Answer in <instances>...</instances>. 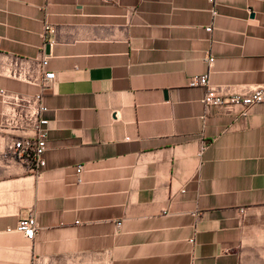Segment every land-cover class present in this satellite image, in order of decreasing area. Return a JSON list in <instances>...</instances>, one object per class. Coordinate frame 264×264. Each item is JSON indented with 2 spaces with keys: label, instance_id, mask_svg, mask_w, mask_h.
Returning <instances> with one entry per match:
<instances>
[{
  "label": "crops",
  "instance_id": "1",
  "mask_svg": "<svg viewBox=\"0 0 264 264\" xmlns=\"http://www.w3.org/2000/svg\"><path fill=\"white\" fill-rule=\"evenodd\" d=\"M42 56L45 166L0 130V264H264V102L206 110L189 86L264 87V0H0V64Z\"/></svg>",
  "mask_w": 264,
  "mask_h": 264
},
{
  "label": "built area",
  "instance_id": "2",
  "mask_svg": "<svg viewBox=\"0 0 264 264\" xmlns=\"http://www.w3.org/2000/svg\"><path fill=\"white\" fill-rule=\"evenodd\" d=\"M209 2L213 3V0ZM212 13L215 14L213 9ZM206 30L209 32L211 28ZM53 33L52 26L45 19L42 50L51 43ZM206 62L210 67L213 58L207 57ZM47 65V56L37 60L8 58L0 64V77L37 88V92L32 95L0 89V130L9 138L8 149L20 160H31L37 168L45 166L43 154L47 149L49 133V120L44 118V114L48 111L44 105V94L52 89L55 81V74L47 70ZM189 86L205 88V94L200 102L206 110L222 108L229 113H234L236 109H239L240 115L246 116L250 107L264 102V87L245 94H227L222 90L211 88L207 75L192 78ZM201 119L205 122L206 115L204 114ZM75 173L77 182L80 183L82 166H78ZM241 212L243 213V210ZM17 230L26 240L32 241L37 231L35 218L28 216L21 219Z\"/></svg>",
  "mask_w": 264,
  "mask_h": 264
},
{
  "label": "water",
  "instance_id": "3",
  "mask_svg": "<svg viewBox=\"0 0 264 264\" xmlns=\"http://www.w3.org/2000/svg\"><path fill=\"white\" fill-rule=\"evenodd\" d=\"M46 50H48V45L46 46Z\"/></svg>",
  "mask_w": 264,
  "mask_h": 264
}]
</instances>
